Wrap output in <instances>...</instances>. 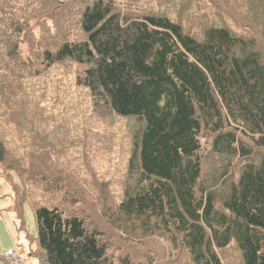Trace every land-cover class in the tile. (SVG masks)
Instances as JSON below:
<instances>
[{
    "label": "trees",
    "instance_id": "obj_1",
    "mask_svg": "<svg viewBox=\"0 0 264 264\" xmlns=\"http://www.w3.org/2000/svg\"><path fill=\"white\" fill-rule=\"evenodd\" d=\"M16 1L0 168L36 264H153L150 237L163 263L264 264V0Z\"/></svg>",
    "mask_w": 264,
    "mask_h": 264
},
{
    "label": "rangeland",
    "instance_id": "obj_2",
    "mask_svg": "<svg viewBox=\"0 0 264 264\" xmlns=\"http://www.w3.org/2000/svg\"><path fill=\"white\" fill-rule=\"evenodd\" d=\"M151 1V0H148ZM185 0H181L182 4ZM204 1L201 0V3L196 5L192 10H198L199 8H203ZM239 3V5H248L250 7H254L259 5V2L261 4V0H235ZM17 6H22V2L16 1ZM41 0H37V7L40 8ZM165 3V0L161 1V5ZM8 6V4H7ZM191 10V9H190ZM76 9L71 7L70 5L65 7V13L66 15H72ZM123 120H121L118 125L121 126L123 124ZM117 125V126H118ZM125 125V124H124ZM117 126L116 130H117ZM121 131V130H120ZM124 132V131H123ZM13 180H17L15 178V175H12ZM14 193L12 191L11 183L9 179L7 178L5 173H2V170L0 168V264H10L5 261L3 258V252L9 247L17 248L20 256L22 257V263L18 264H36L37 260L33 256H30L28 253L30 250L35 249V242L31 240L36 235V225L34 220V215L32 214L33 211L31 209V206L28 202H24L23 204V219L24 223L23 226H21L19 218L16 216L13 209L14 204ZM118 237V236H117ZM119 240V238H116L114 241ZM144 244L142 245L141 249L143 251V254L146 257L151 258L153 260V264H171L170 260H167L165 258V263H163L165 254L161 243L157 242L156 239L153 238H144L143 239ZM116 246H121L119 243H115ZM146 251V252H145ZM136 263H141L142 260L135 259ZM175 264H181V262H176Z\"/></svg>",
    "mask_w": 264,
    "mask_h": 264
},
{
    "label": "built area",
    "instance_id": "obj_3",
    "mask_svg": "<svg viewBox=\"0 0 264 264\" xmlns=\"http://www.w3.org/2000/svg\"><path fill=\"white\" fill-rule=\"evenodd\" d=\"M3 257L10 264L22 263V257L20 256V253L17 248H12V247L7 248L3 252Z\"/></svg>",
    "mask_w": 264,
    "mask_h": 264
}]
</instances>
